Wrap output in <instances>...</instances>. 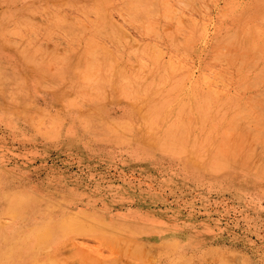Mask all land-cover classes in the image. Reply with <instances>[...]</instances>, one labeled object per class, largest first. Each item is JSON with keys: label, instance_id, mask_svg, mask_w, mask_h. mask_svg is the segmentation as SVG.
Returning <instances> with one entry per match:
<instances>
[{"label": "rangeland", "instance_id": "obj_1", "mask_svg": "<svg viewBox=\"0 0 264 264\" xmlns=\"http://www.w3.org/2000/svg\"><path fill=\"white\" fill-rule=\"evenodd\" d=\"M52 262L264 264V0H0V264Z\"/></svg>", "mask_w": 264, "mask_h": 264}, {"label": "bare ground", "instance_id": "obj_2", "mask_svg": "<svg viewBox=\"0 0 264 264\" xmlns=\"http://www.w3.org/2000/svg\"><path fill=\"white\" fill-rule=\"evenodd\" d=\"M83 6V5H82ZM103 7V5H102ZM150 12V11H149ZM136 13V12H135ZM258 60V59H257ZM114 61V60H113ZM116 61V60H115ZM250 61V60H249ZM255 79V78H254ZM256 80V79H255ZM247 86V85H246ZM54 87V86H53ZM16 102V101H15ZM172 104V103H171ZM252 104V103H251ZM27 105V104H26ZM254 105V104H253ZM256 105V104H255ZM2 106V105H1ZM258 107V106H257ZM260 107V106H259ZM263 107V106H262ZM256 108V107H255ZM189 109V104L185 101H180V102H175L173 105H165L162 106V108L157 109V111L155 110V112H157L156 116L153 119V124L152 127L155 130V133H161L164 132L165 134L162 137V141L164 143V145H169L170 147H172L175 144V141H180L181 137L183 134L186 133V129L183 128V123L181 121L180 125H181V129H177L174 131V133L166 131V130H162L161 128H165V125H163V121L165 120L164 118L165 115L164 114H170V116L172 115L173 117H179L185 113L187 110ZM17 110V109H16ZM258 111V110H257ZM261 112V111H260ZM261 115V114H260ZM259 115V117H261ZM26 117V116H25ZM38 117V116H36ZM256 118V117H255ZM241 122V121H240ZM35 123V122H34ZM237 127V125H236ZM183 128V129H182ZM244 128V127H243ZM247 134V132H246ZM159 135V134H158ZM263 136V135H262ZM170 137V138H169ZM169 138V139H168ZM228 147V146H227ZM255 147V146H254ZM226 153V152H225ZM254 153V152H253ZM224 154V153H223ZM230 154V153H228ZM235 154V153H234ZM255 154V153H254ZM232 155V154H231ZM230 156V155H229ZM236 156V155H235ZM226 157V156H225ZM260 157V156H259ZM231 158V157H230ZM233 158V157H232ZM238 158V157H237ZM255 161V160H254ZM230 163V162H229ZM235 163V162H234ZM237 163V162H236ZM234 165V164H233ZM237 165V164H236ZM219 166V165H218ZM11 219V218H10ZM104 225V224H103ZM92 226V225H91ZM31 228V227H30ZM103 230V229H102ZM35 237V236H34ZM47 237V236H46ZM92 237V236H91ZM94 237V236H93ZM97 237V236H96ZM100 238V236H99ZM47 239V238H46ZM72 239V238H71ZM123 241V240H122ZM27 242V241H26ZM113 242V240H112ZM39 243V242H38ZM118 244V243H116ZM169 252V251H168ZM50 260V258H49ZM54 261V260H53ZM61 262V260H58V262ZM48 262V261H47ZM55 262V261H54ZM54 262H52L54 264ZM62 264V263H61Z\"/></svg>", "mask_w": 264, "mask_h": 264}]
</instances>
